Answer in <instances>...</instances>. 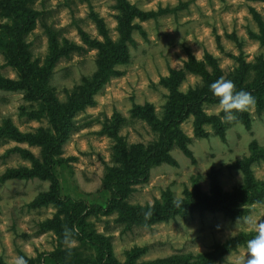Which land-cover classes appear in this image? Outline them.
<instances>
[{
    "label": "rangeland",
    "instance_id": "rangeland-1",
    "mask_svg": "<svg viewBox=\"0 0 264 264\" xmlns=\"http://www.w3.org/2000/svg\"><path fill=\"white\" fill-rule=\"evenodd\" d=\"M143 11L160 8L169 11L146 20L134 19L140 29L132 32L129 58L115 66L120 74L108 80L93 96L94 103L87 105L73 117L74 129L56 156V170L60 182V196L81 201L91 206L81 225L87 238L101 235L108 238L113 257L118 263L134 247L147 246L140 259H153L169 254H199L212 249L216 243H224L240 232L251 229L242 218L230 219L220 212L195 213L187 219L177 218L156 222L149 226H136L131 231H121L117 226L116 212L103 214L95 209L109 198L107 180L116 167L115 146L124 143L127 155L138 156L139 150L158 138V132L146 121L134 117L133 104H152L156 116L161 117L169 93L166 81L171 72L183 74L179 90L202 83L201 77L191 71L192 62L204 64L210 71V60H215L221 76L242 86H250L260 77L264 68V46L254 34H259L256 15L264 22V1L261 0H128ZM7 0H0V26L12 24L6 13ZM114 0H30L24 7L32 12L33 24L22 35L29 52V65L36 69L44 65L50 43L60 48L74 43L82 50L62 55L52 68L47 81L49 89L62 103L67 104L72 93L86 79L92 77L96 67L97 49L82 40L81 32L97 41H104L98 26L102 24L112 41L119 37L120 11ZM7 36V33L5 34ZM3 36V35H2ZM5 36V37H6ZM210 59V60H209ZM0 74L16 79V70L8 64L4 47L0 48ZM203 112L208 116L221 113L218 103H205ZM251 128L239 122L228 123L225 141L214 133L210 124L204 129L208 137H196L193 130L194 116L190 115L179 128L191 138L188 145L193 153V163L178 147L172 148L171 156L176 164L162 162L150 169L146 182L130 185L125 201L133 205L152 206L161 201L164 193L175 198L190 190L193 180L199 178L204 192L210 190L208 172L214 165L222 172L219 180L224 190H231L242 183L240 172H229L226 165L248 154V143L256 139L264 146V111L257 114L255 106L249 108ZM121 119L116 130L115 121ZM9 119L22 133H38L40 128L52 132L50 118L37 100L26 96L23 90L0 89V126ZM107 128L108 133L99 131ZM30 151L42 161L41 147L13 139H0V175L9 168L32 167L28 159L13 152L2 157L13 147ZM253 174L264 179V161L252 166ZM48 180L36 177L8 179L0 183V256L7 264L17 255L32 260V264H55L48 256L55 252L61 260L85 263L98 261L96 251L73 233L75 247L64 243L63 232L54 226L64 214L54 203L42 204L27 210L26 204L37 194L48 189ZM264 220V203L256 204L247 215ZM245 216V217H247ZM52 221V227L40 223ZM67 226L63 223V228ZM68 228V227H67ZM69 229V228H68ZM255 233L253 232V236ZM246 251V244L231 251L215 264H232L237 255Z\"/></svg>",
    "mask_w": 264,
    "mask_h": 264
},
{
    "label": "trees",
    "instance_id": "trees-1",
    "mask_svg": "<svg viewBox=\"0 0 264 264\" xmlns=\"http://www.w3.org/2000/svg\"><path fill=\"white\" fill-rule=\"evenodd\" d=\"M27 1L30 0H7L6 13L13 22L10 26L5 25L4 30H1L0 26V48L4 47L7 62L16 70L18 77L12 79L0 74V89L23 90L28 98L39 101L50 118L52 132L40 128L35 134L22 133L9 119L5 120L0 126V139L8 138L18 142H28L31 145H39L42 161H38L30 151L21 147L16 146L8 149L2 157L17 152L22 158L30 160L32 167L6 169L0 175V183L13 178L27 180L36 177L48 180L50 183L48 189L40 192L27 203L25 205L27 210L38 208L42 204L54 203L63 211V223L69 229H73L75 225L83 223L84 217L89 214L91 207L81 201L60 196L56 156L61 153L62 145L74 129L73 117L87 105H92L94 103L93 96L110 78L120 74L115 70V66L128 60L129 44L134 41L132 32L134 29L141 28L139 24L133 23L134 19L143 21L156 17L160 13L168 12L169 9L143 11L128 0H114V7L120 11L118 16L119 37L116 41H112L102 24L98 26L100 34L105 38L102 42L92 40L86 33L81 32L83 42L89 47L97 49L96 67L92 77L79 85L70 96L69 102L65 104L47 89V81L53 66L62 55H69L70 50H82V47L70 43L67 47L60 48L56 42H51L44 65L31 69L29 52L21 38L22 33L33 24L32 12L24 7V3ZM254 15L259 27V34L254 35L264 46V22L256 13ZM208 65L210 71L205 69L204 64L197 66L195 61L192 62L190 69L201 77L202 83L189 87L186 92L179 90L184 75H175L174 71L171 72L170 79L166 81L169 93L166 96L164 112L161 117L156 116L154 108L149 102L143 105L133 104L132 115L146 121L152 129L158 132V138L149 142L145 148L140 149L138 156L127 155L124 143L118 140V144L115 146L116 158L123 168L113 169V174L107 180L109 198L104 205L95 206V209L103 214L116 212L118 215L117 226L121 227V231H131L136 226L147 227L156 222H167L177 218L187 219L195 213L201 215L205 212H220L230 219H237L247 216L253 210L254 205L264 203V179L256 178L252 170L254 164L264 161V146L260 145L256 139H252L248 143V154L225 166L229 172H240L243 177L242 183L234 186L231 190L222 188L219 180L222 170L213 165L207 175L210 180L208 193L202 191L199 185L201 176L198 175L199 177L193 180L191 189L185 190L184 196L181 198L164 193L161 201L157 200L154 205L149 207L129 204L124 200L131 190L130 185L146 182L149 179L152 166L162 162L176 164V160L170 154L172 148L178 147L185 156L193 163L195 162L193 153L188 147L191 138L179 128L180 123L190 115L194 116L193 130L196 137H208L210 133L204 129V126L210 124L214 133L222 141L226 140L225 131L228 123L222 122L223 112L216 116H208L202 110L205 103H218V98L213 96L209 85L221 77V70L215 60H210ZM235 85L237 90L243 89L252 94L255 99L256 113L261 114L264 111V68L260 77L250 86L243 87L240 79L236 81ZM236 116L235 123L243 124L247 130L251 128L252 118L248 110L238 112ZM120 122L121 119L117 118L115 121L116 130L119 128L118 123ZM99 133L107 134V128H103ZM149 213L150 215H147ZM56 220L54 226L63 232V223L58 218ZM51 223L52 221L48 220L40 225L52 227ZM77 236L82 241L85 239L89 243L96 251L99 260L92 262L83 260L85 263L67 262L52 252L48 256L55 264H215L231 251L245 245L246 241L253 237V232H240L224 243L214 244L210 251L196 255L169 254L145 260L140 258L148 247H134L127 253L123 263H118L113 257L108 238L98 234L94 238H87L84 228H80ZM26 259H28V264H32L31 259ZM0 264H6L1 256Z\"/></svg>",
    "mask_w": 264,
    "mask_h": 264
},
{
    "label": "clouds",
    "instance_id": "clouds-1",
    "mask_svg": "<svg viewBox=\"0 0 264 264\" xmlns=\"http://www.w3.org/2000/svg\"><path fill=\"white\" fill-rule=\"evenodd\" d=\"M209 89L213 96L218 98V108L224 114L222 117V122L224 123L234 122L237 119L236 113L245 112L255 104V99L250 92L243 89L237 90L235 83L223 76L212 82L209 85ZM217 114L219 115V112ZM147 215H150V213ZM243 223L255 235L246 241V251L242 255H237L232 264H264V220L247 216L244 217ZM73 233L78 234L79 229H68L65 226L63 238L69 249L76 246L73 240ZM7 264H28V259L17 255L8 261Z\"/></svg>",
    "mask_w": 264,
    "mask_h": 264
}]
</instances>
